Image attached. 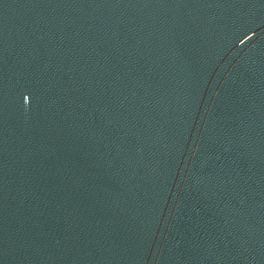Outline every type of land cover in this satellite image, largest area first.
Listing matches in <instances>:
<instances>
[{"label":"water","instance_id":"1","mask_svg":"<svg viewBox=\"0 0 264 264\" xmlns=\"http://www.w3.org/2000/svg\"><path fill=\"white\" fill-rule=\"evenodd\" d=\"M0 264H264V0H0Z\"/></svg>","mask_w":264,"mask_h":264}]
</instances>
